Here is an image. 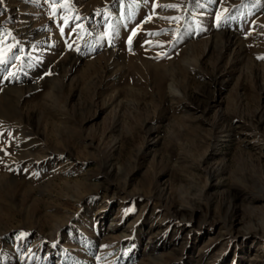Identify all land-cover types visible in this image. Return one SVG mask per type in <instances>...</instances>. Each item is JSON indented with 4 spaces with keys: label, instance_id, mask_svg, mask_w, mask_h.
<instances>
[{
    "label": "rangeland",
    "instance_id": "obj_1",
    "mask_svg": "<svg viewBox=\"0 0 264 264\" xmlns=\"http://www.w3.org/2000/svg\"><path fill=\"white\" fill-rule=\"evenodd\" d=\"M0 264H264V0H3Z\"/></svg>",
    "mask_w": 264,
    "mask_h": 264
},
{
    "label": "snow or ice",
    "instance_id": "obj_2",
    "mask_svg": "<svg viewBox=\"0 0 264 264\" xmlns=\"http://www.w3.org/2000/svg\"><path fill=\"white\" fill-rule=\"evenodd\" d=\"M3 2V0H0V3H2ZM164 7H175V5H165ZM149 19H151V17H149ZM135 33H133V35H134ZM130 42V41H129Z\"/></svg>",
    "mask_w": 264,
    "mask_h": 264
}]
</instances>
